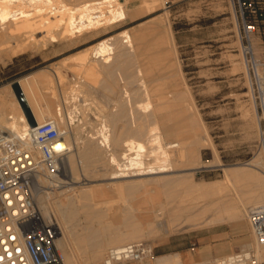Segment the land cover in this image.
Returning <instances> with one entry per match:
<instances>
[{
  "label": "rangeland",
  "instance_id": "374dc122",
  "mask_svg": "<svg viewBox=\"0 0 264 264\" xmlns=\"http://www.w3.org/2000/svg\"><path fill=\"white\" fill-rule=\"evenodd\" d=\"M121 1H125L127 4L125 5L127 9H125L129 18L117 24L94 29L69 40L49 43L46 46L26 50L15 55L5 54L3 56V59H5L0 61V89L5 86L9 94H11L10 97L16 99L12 83L19 81L27 74H32L36 70L44 68L51 70L53 73V77H55L53 78L54 89H51L61 100L62 89L69 88L76 83H82L86 102L83 100L79 101L80 103L78 104L81 105L77 106L76 118L71 123V126L76 128L77 134L79 133L78 142L82 146L84 144L82 141L86 140L91 134H96L95 136L100 134L99 131L102 129L100 121L105 119L104 114L106 112L116 108L115 102L119 95L121 96L120 86L136 85L135 79L137 78L136 74L139 67H143V70L145 69L144 74L147 77H149L148 75L151 74L153 69L161 70L162 79L164 78L162 81L173 84V94L180 90L181 94L183 90L186 91L184 95L182 94L184 98L182 97L181 102L179 101L183 104L181 107L186 106L188 110L191 109L190 112L186 109L189 114L194 112L193 109L196 110V113H198L196 118L199 117L196 119L197 123L201 120L204 121L216 149V151H213L214 148L212 149V147L208 146L201 150L200 160L206 161L207 164L209 162L208 166L196 169L184 167L180 170L178 168V170L175 169L174 172L171 171L167 175L177 178L179 175L185 176L188 173L186 176L189 177V180H187L189 182L194 181L193 183L195 184L223 181V179L225 180V167L246 166L260 153L263 155L264 145L260 141L258 113L250 93L246 71L241 34V11L237 1L144 0L141 4L133 0ZM152 1H155V3L152 4ZM78 2L79 0H72L71 3L75 5ZM124 30L132 33L134 46L124 47L120 44L119 48L116 46L117 50L115 48V53L111 54V56L115 58L118 50L123 49L126 52L128 64L130 63L129 57L132 58L130 61L133 62L127 68L118 67L115 71L116 73L113 72L115 75L113 73L108 74L106 71H103V73L102 69L98 74L96 73L93 77H89L85 73V67L79 66L82 54L88 50L90 51L99 41L111 36L117 37ZM253 42L259 52L264 49V24L260 26L259 31L255 34ZM158 58L160 59L158 60ZM156 61L158 62L156 63ZM53 70L57 71L60 79H63L61 85ZM122 73H124L125 83H122L120 79V74L123 76ZM108 76L109 79H107ZM187 93L190 95L188 96ZM183 99L185 102L189 99L186 102L189 106ZM60 102L62 104V101ZM57 104L55 103V108L62 107ZM123 106L121 105L118 108L122 109ZM118 108L117 111H119ZM168 108L162 110L164 115L171 113V108ZM70 109H73V106ZM183 109L185 110V108ZM188 112L186 113L188 114ZM129 120L130 118L127 115L124 116L121 122L129 124ZM142 120V123L146 126L151 124L150 121ZM169 122L172 123L174 120H169ZM185 128L187 129V127H184L182 130L186 131ZM75 131L71 133L74 142H76L75 137L77 136ZM126 136L128 135L126 134ZM176 137L172 133L165 134L166 141H174L177 139ZM98 138L100 139V137ZM190 140L188 139L187 141ZM217 156L220 158L222 165H216ZM66 170L70 174L69 167ZM259 171L261 176H264V169ZM64 175H60L59 179L67 181L68 177L66 174ZM107 175L105 174L103 177V174L99 173V176L103 178H108L109 175ZM90 178L94 177L91 176ZM158 178L152 182L150 181L149 185L144 186L145 188L135 185L134 190L127 193L126 191L115 190L118 187L117 185L109 187L107 184L111 181L110 179L90 181V184L104 183L107 190L115 188L113 192L111 191L102 196L104 212L109 216L104 213V216H106L103 219L104 229H109L103 230L102 228L104 231H101L100 235L104 241L102 255L97 262L91 263L88 254L90 248L88 247V242L84 241L86 240L84 235H87L84 227L86 222L84 214L81 213L82 216L79 215V222L77 220L74 222V226H76L75 238L73 236L69 241L71 252L73 253L74 250V254H77L74 255L77 258L75 259L77 264H103L108 249L113 246V244L108 243V240L112 236L111 231L115 228L118 231L117 234H120L122 229L127 232L139 228V237L141 239L137 237L131 241H147L154 248L153 255L146 259L123 264H158V260L162 256H173L174 261L172 260L173 262L169 264H213L216 258L248 250H253L258 255L259 260L261 259L259 264L261 261L263 262L264 245H258L250 227L249 219L245 217L241 222L234 219L219 220L215 210L216 206L208 205L220 193H215L216 195L212 194L208 197L200 189L198 191L188 189L186 183L176 182V184H168L166 179ZM79 184L82 185L81 183L76 185ZM153 204L157 205V207H152L154 206ZM196 204L199 206H196ZM203 207L207 208L204 209ZM153 208H155L154 211ZM203 210L208 213L206 212L205 214ZM147 211L149 212L147 213L148 215L145 214ZM162 211L164 213L160 215ZM125 215L127 216L125 217ZM157 215H160V217L157 218ZM189 215H191L192 219H190ZM128 216L130 217L127 218ZM130 218L135 219H131L132 224L137 221L135 225H138V227L122 224L126 223L125 219L129 220ZM152 218L153 220L150 221ZM80 224H83V226ZM212 237L221 238L218 241L220 249L227 250L230 248L229 252L212 259L184 261L183 255L185 253H195V250L198 249V246L203 241H210ZM80 238L81 240L79 241L78 239ZM129 241L120 245L129 243ZM72 242L73 244L70 245ZM193 248L196 249L194 250ZM59 251L61 252L60 249Z\"/></svg>",
  "mask_w": 264,
  "mask_h": 264
},
{
  "label": "bare ground",
  "instance_id": "6f19581e",
  "mask_svg": "<svg viewBox=\"0 0 264 264\" xmlns=\"http://www.w3.org/2000/svg\"><path fill=\"white\" fill-rule=\"evenodd\" d=\"M71 2L72 0H0V61L5 59H3L5 54L15 55L26 50L46 46L49 43L69 40L94 29L114 25L129 18L125 1L79 0L75 5H72ZM152 2V4L155 3V1ZM120 44L124 47L134 46L132 33L124 30L117 37L111 36L99 41L92 49L90 48V51L88 50L82 54L79 66L85 67V73L89 77H93L96 73L98 74L102 69V72L106 71L110 74L115 72L120 66L127 68L133 61H130L132 58L129 57L130 63L128 64L126 52L123 49L118 50L115 58L111 56V54L115 53L114 49L116 46L119 48ZM165 56L167 55L165 54ZM53 71L61 85L63 79L58 77L57 71ZM160 71L153 69L151 74L148 75L149 77H147L144 74L145 69L143 70V67H139L136 74L137 78L135 79L136 85L120 86L121 96L119 92V97L115 102L116 108L110 109L111 111L108 112L104 111L106 112L104 114L105 119L101 118L102 129L98 130L100 134H97V136H95L96 134H91L86 140L82 141L84 143L82 146L78 142L79 133L77 134L76 128L71 126L72 121L75 120L77 115V106L81 105L78 104L80 103L79 101L83 100L86 102L82 83H76L69 88L62 89L61 100L53 91V78L55 77H53L51 70L45 68L36 70V72L27 74V76H23L17 81L38 123H42L48 119H55L70 148L61 163V174L63 176L66 174L68 180L63 181V179L59 178L51 180L41 177L39 180L41 187L38 194V203L44 214L48 217L54 216L53 219L58 225L59 235L56 241L64 255V264H77V261H75L77 258L74 257L77 254H74V250L73 253L71 252L72 249L69 248V241L73 236L75 238L76 226H74V222L75 220L79 222L78 217L81 213L84 214L86 222L84 223V227L87 235H83L86 237L84 241L88 242L86 243L90 248L88 252L91 259L90 262H97L102 255L104 241L100 236L101 231L109 229H104L103 219L106 217L104 213L105 215L107 213L104 212L102 196L111 191L113 192L115 188L107 190L104 183L90 184L92 180L102 181L103 179H110L111 181L107 184L109 187L117 185L118 187L115 190L118 189L120 192L126 191L127 193L128 191L132 192L135 185L144 187L147 184L149 185L150 181L152 182L161 177L162 179H166L168 184H176V182L186 183L188 189L192 191L200 189L208 197L212 194L220 193L218 197L211 200L208 204L216 206V209H214L217 212L219 220H243L245 217L249 219L250 210L264 204V176H261V172L259 171L264 169V154L262 155V153L257 155L246 166L225 167V180L223 179V181L195 184L193 183L194 181H188L189 177L186 176L188 175L186 172L185 176L179 175L177 178L167 175V173L174 172L178 168L181 170L184 167L196 169L208 166L209 162L207 164L206 161L200 160L201 150L208 146L212 147V149L214 148L213 151H216V149L204 121L201 120L197 123L196 119L199 117L196 118V114H198L196 110L193 109L194 112L189 114L191 105L190 110L186 106L181 107L183 104L180 103V100L183 97L182 94L184 95L186 91L183 90L181 94L180 90L173 94V84L166 80H164L166 82H163L164 78L162 79ZM122 74L123 76L120 74V79L122 83H125L124 73ZM174 75L176 76V74ZM117 77L119 78V76ZM107 79H109V76ZM187 95L189 96L190 94L187 93ZM10 96L11 94H9L5 86L0 89V126L15 137H21L28 129H31V123L19 99H12ZM60 101H62V104H60ZM93 102L95 101L93 100ZM55 103H58L57 105H61L62 107L55 108ZM121 105L124 106L122 109H119L118 107H121ZM71 106H73V109H70ZM187 106L189 105L187 104ZM167 107L171 108L172 111L170 110L171 113L169 112V114L164 115L162 110ZM117 108L119 111H117ZM127 115L130 118L129 124L121 122L124 116ZM142 119L150 121L151 124L149 126L144 125ZM169 120H174V122L170 123ZM184 127H187V129L185 128L186 131L182 130ZM73 131L77 134L75 137L76 142H74L71 136ZM167 133L174 134L177 136V139L166 141L165 134ZM126 134L128 136L125 137ZM188 139L191 140L187 141ZM215 163L216 165H222L218 156ZM68 167L70 174L66 170ZM99 173H102L103 177L105 174L109 176L107 175L108 178H103L99 176ZM91 176L94 178L91 179ZM78 183L82 185H76ZM196 206L199 205L196 204ZM152 207L156 208L157 205ZM155 208H153V211ZM148 211L145 214L149 213ZM163 213L164 211L160 212V215ZM160 215H157V218ZM189 217L192 219L191 215ZM131 219L133 218L129 220L125 219L126 223H121L123 225L134 226L135 228L138 227V225H135L137 221H134L135 224H132ZM115 229H111L112 236L108 240V243L113 244L114 247L121 246L120 244L129 240V243L134 242L131 240L140 236L139 228L127 232H124L122 229L120 234H117L118 231ZM142 234L144 235V233ZM78 240L80 241L81 238ZM172 260L173 256H162L159 258L158 264H169L174 261Z\"/></svg>",
  "mask_w": 264,
  "mask_h": 264
},
{
  "label": "built area",
  "instance_id": "2783aa9c",
  "mask_svg": "<svg viewBox=\"0 0 264 264\" xmlns=\"http://www.w3.org/2000/svg\"><path fill=\"white\" fill-rule=\"evenodd\" d=\"M236 1L241 11L250 93L264 145V49L259 52L253 42L264 24V0ZM69 150L55 119L37 121L21 137L0 126V264H64L56 241L58 225L53 217L44 214L38 194L41 177L55 180L62 175L61 163ZM249 221L258 245H264V205L250 210ZM153 253L149 242L134 241L109 248L103 264L142 261ZM258 261L256 253L248 250L216 258L213 264H259Z\"/></svg>",
  "mask_w": 264,
  "mask_h": 264
},
{
  "label": "crops",
  "instance_id": "0c3cea01",
  "mask_svg": "<svg viewBox=\"0 0 264 264\" xmlns=\"http://www.w3.org/2000/svg\"><path fill=\"white\" fill-rule=\"evenodd\" d=\"M134 2L137 3H143L144 0H133ZM244 220V219H243ZM243 220H238V221H243ZM221 239V238H220ZM220 239H217V237H212L210 241H203L200 246H198V249L193 248L195 250V253H185L183 255L184 261H199V260H205V259H212L217 256H220L221 254H224L226 252H229V249H220V246L218 241Z\"/></svg>",
  "mask_w": 264,
  "mask_h": 264
},
{
  "label": "water",
  "instance_id": "95a60500",
  "mask_svg": "<svg viewBox=\"0 0 264 264\" xmlns=\"http://www.w3.org/2000/svg\"><path fill=\"white\" fill-rule=\"evenodd\" d=\"M12 87H13L15 94H16L17 98L19 99L24 111L27 114V117L31 123V127L36 126L37 121L33 118L32 112L28 106L27 100H26V98H25V96H24V94L20 88L19 83L18 82L12 83Z\"/></svg>",
  "mask_w": 264,
  "mask_h": 264
}]
</instances>
